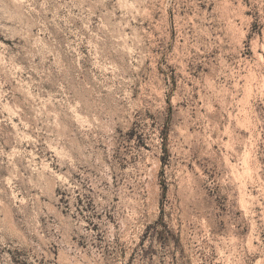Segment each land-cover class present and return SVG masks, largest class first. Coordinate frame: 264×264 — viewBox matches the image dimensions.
Returning a JSON list of instances; mask_svg holds the SVG:
<instances>
[{
	"label": "rangeland",
	"instance_id": "1",
	"mask_svg": "<svg viewBox=\"0 0 264 264\" xmlns=\"http://www.w3.org/2000/svg\"><path fill=\"white\" fill-rule=\"evenodd\" d=\"M220 2L196 0L194 6L202 13L213 12ZM246 2L251 5V0ZM14 3L13 8L0 9V186L6 189L0 199L12 196L23 204L29 195L41 191L39 199L44 203L36 205L40 222L46 228L55 227L63 217L67 230L69 217L82 221L87 230L72 236L71 241L87 248L94 239L103 240L98 235L99 224L93 223V196L81 194L80 188L74 193L63 184L56 187L48 179H41L39 173L33 177L36 188L32 192L12 181L20 189L17 196L10 181L13 175H28L26 168H47L57 173L58 182L65 179L64 173L69 169L62 168L57 161L66 154L48 143L53 136L66 135L70 144L84 151L71 133L75 128L86 127L88 121L71 105L77 99L98 100L100 74L108 72L109 62L113 71L120 65L122 53L113 51L100 38L101 25L110 22V9L103 0ZM167 12L168 42L161 40L152 49L159 60L155 64L145 61L140 70L143 79L151 73L163 82L167 89L163 93L164 107L155 112L137 109L130 120L120 122L114 137L116 157L119 159L123 152L127 161L121 167L127 168L128 163L139 167L143 161L146 169L142 176L146 180L153 177L145 188L156 201L157 215L141 229L134 246L117 241L104 250L102 258L105 264H113L114 259L124 264H170L169 253L176 239L189 256L187 264H194L195 250L191 244L186 246L175 224L166 218L168 208L163 201L170 198L173 185L179 195L192 184L195 175L207 180L197 184L192 203L185 209L191 221L187 227L192 243L200 233L209 238L227 236L234 245L242 243L246 249L244 255L238 256L237 264H258L261 253L257 245L264 244V95L258 91L253 95L249 79L242 75L239 83H232L234 91L229 99L235 101L234 105H225L221 98L209 112L202 106L198 90L188 99L182 88L186 74L199 79L209 69L204 63L193 61L178 71L177 65L167 62L178 39L177 18L171 8ZM255 15L257 19L251 23L244 41L243 57L253 55V34L264 28L260 12ZM144 27H148L147 23ZM247 75L253 81L256 79L253 71ZM207 83L215 87L211 81ZM237 90L241 92L238 98ZM139 93L137 89L132 97L136 104ZM102 103H93L92 107H101ZM71 177L69 184L81 180L77 172L71 173ZM116 199L118 202L119 197ZM108 218L115 220L112 215ZM197 227L200 233L196 232ZM29 252L19 246L0 248V264H30Z\"/></svg>",
	"mask_w": 264,
	"mask_h": 264
},
{
	"label": "clouds",
	"instance_id": "2",
	"mask_svg": "<svg viewBox=\"0 0 264 264\" xmlns=\"http://www.w3.org/2000/svg\"><path fill=\"white\" fill-rule=\"evenodd\" d=\"M103 2L108 3L110 22L101 25L100 38L107 41L113 51L122 54L119 57L120 65L115 71L109 62L108 72L100 74V87L96 93L98 100L89 98L87 102L83 99L72 102L71 106L77 107L88 121L86 127L75 128L71 133L77 143L84 147V151L70 144L66 135L62 134L59 138L53 136L48 143L66 154L57 161L62 168L69 169L68 173H64L65 179L58 182L57 173L47 168L31 171L26 168L24 171L28 175L22 172L13 175L10 181L17 196L20 195V189L12 181L19 182L21 187L26 186L27 192H32L36 188L33 177L37 173L41 179H48L56 187L63 184L74 193L76 188H80L81 194L87 192L94 198L96 215L93 223L99 224L98 235L103 240L94 239L83 249L72 242V236L87 229L82 221H72L71 217L68 218L70 223L67 230L63 217H60L55 227L46 228L36 211V205L44 203L39 199L43 195L39 190L35 195H29L23 204L12 196H6L0 199V248L19 246L29 249L30 264H40L41 260L44 264H105L102 254L106 248L117 241L134 246L144 225L156 217V201L145 188V184L151 182L153 177L149 176L146 180L142 176V171L146 169L143 161L139 167L131 163H128L127 168L121 167L127 161L123 152L119 159L116 157L114 137L118 135L116 128L120 122L130 120L137 109L155 112L157 108L162 110L164 107L163 93L167 89L163 82L159 76L151 73L148 79H143L140 70L145 66V61L155 64L160 57L152 49L161 40L168 42V9L171 8L177 18L178 39L174 50L168 53L167 62L177 65L178 71L193 61L204 63L209 69L199 79L186 74L182 88L188 99L198 90L202 94V106L209 112L213 111L212 105L218 104L221 98L225 105H234L235 101L229 99L234 91L232 83H239L242 75L249 79L253 95L257 91L264 95V28L253 34V55L243 57L246 49L244 41L251 23L257 19L256 11L260 12L261 23H264V0H251V5L246 0H221L213 12L204 13L194 6L196 0ZM15 6L14 0H0V9ZM181 12L184 14L181 15ZM246 12L253 14L245 15ZM145 23L147 28L144 27ZM125 29H128L127 33ZM249 71L255 72L254 81L247 75ZM207 81H211L215 87H209ZM189 83L191 87H187ZM137 89H140L138 104L132 100ZM240 95V91H235L237 98ZM99 102H103L101 107H92L93 103ZM64 131L67 132V129ZM73 172L81 176L77 184L68 183ZM206 180L207 177L194 175L192 184L183 188L179 195L173 185L170 198L163 201L168 208L166 218L175 224L176 232L182 234L186 246L191 244L195 250L193 255H197V260L194 264H237L238 256L246 252L242 243L234 245L227 236L223 239L205 237L199 227L196 228V232L200 233L196 242L193 244L191 241V230L187 227L191 221L185 209L192 203L197 184ZM2 184L3 181H0ZM5 191L0 186V195H4ZM109 215L115 216V220H110ZM101 243L103 247H100ZM172 243L174 247L169 253L170 264H187L188 254L181 250L176 239ZM257 250L261 253L258 264H264V244H258ZM113 264L124 262L114 259Z\"/></svg>",
	"mask_w": 264,
	"mask_h": 264
}]
</instances>
